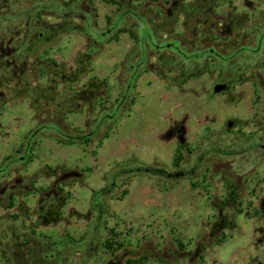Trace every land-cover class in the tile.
Returning a JSON list of instances; mask_svg holds the SVG:
<instances>
[{
  "label": "rangeland",
  "instance_id": "1",
  "mask_svg": "<svg viewBox=\"0 0 264 264\" xmlns=\"http://www.w3.org/2000/svg\"><path fill=\"white\" fill-rule=\"evenodd\" d=\"M5 165L0 264H264V0H0Z\"/></svg>",
  "mask_w": 264,
  "mask_h": 264
},
{
  "label": "trees",
  "instance_id": "2",
  "mask_svg": "<svg viewBox=\"0 0 264 264\" xmlns=\"http://www.w3.org/2000/svg\"><path fill=\"white\" fill-rule=\"evenodd\" d=\"M124 31H121V33ZM111 120H114L117 118L116 116H111L109 117ZM42 131H53L58 135V142L62 145H75V144H79V143H88L91 140V135H87V136H83V137H77L74 135H69L66 133H63L62 130L57 127V126H41L39 128H37V130H35V132H33L31 134V136H29L28 140H27V152H29L32 147H33V139L35 138L36 135H38L40 132ZM103 139H107V136H105ZM7 160H9L10 162H13V158H8ZM8 167L7 165L0 167V174H3L5 172L8 171ZM154 173L156 175H160L161 173H159L158 171L154 170ZM106 191L105 190H100L97 192L93 193V200H97L98 197L105 195ZM63 201H61V205H63ZM52 215L54 214L55 217H53L51 220H46L44 221L42 224L43 225H50L53 223H56L60 220V215L58 213V211H55L54 213H51ZM28 239V238H27ZM24 239L22 242H20V244H17L16 246L13 245L12 248L10 249V252L12 256H14V258H16V260H21L22 264H45V262L50 261L51 258H54V255H48L46 253V251H44L43 249H40L38 243H31L29 240ZM71 243V244H70ZM72 245V246H78V248H82L83 245H78V243L74 242L73 240L71 241H64L60 244H56L54 243H50L51 245H55V248L57 247L58 249L62 246H66V245ZM52 248V247H51Z\"/></svg>",
  "mask_w": 264,
  "mask_h": 264
},
{
  "label": "flooded vegetation",
  "instance_id": "3",
  "mask_svg": "<svg viewBox=\"0 0 264 264\" xmlns=\"http://www.w3.org/2000/svg\"><path fill=\"white\" fill-rule=\"evenodd\" d=\"M110 30L111 29H108L105 33H101L100 35H98L95 39H93L92 43L94 45H98L102 41V39L111 32ZM28 32H29V30L26 31L25 37H27ZM17 34H18V32H17ZM40 37H43V34H41ZM146 43H151L152 45H154V41H153L152 35L145 34L143 36V38H141L139 40L140 48L144 49ZM259 43H261V41ZM156 49L158 51L159 50H163V49H168V50L177 52L181 56L187 57V55L182 51V49L177 44H175L174 42H167V44H165L163 46H156ZM144 59H145V57L140 59V61L138 63H136V65L130 66V68L132 70V75L130 77V81H129V84H128V90L131 88L132 82L135 79V77L137 76V72L141 69V67L144 66ZM221 83H228V82H221ZM228 84L230 86V83H228ZM177 176H179V175H177Z\"/></svg>",
  "mask_w": 264,
  "mask_h": 264
},
{
  "label": "water",
  "instance_id": "4",
  "mask_svg": "<svg viewBox=\"0 0 264 264\" xmlns=\"http://www.w3.org/2000/svg\"><path fill=\"white\" fill-rule=\"evenodd\" d=\"M230 86L228 83H217L213 88V93L215 95L227 92L229 90ZM231 123L228 124L230 126ZM177 176V175H176Z\"/></svg>",
  "mask_w": 264,
  "mask_h": 264
}]
</instances>
